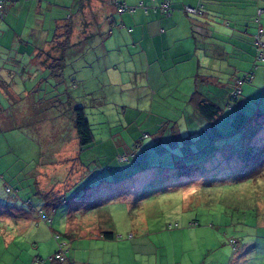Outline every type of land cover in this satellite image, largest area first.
<instances>
[{
  "label": "rangeland",
  "instance_id": "1",
  "mask_svg": "<svg viewBox=\"0 0 264 264\" xmlns=\"http://www.w3.org/2000/svg\"><path fill=\"white\" fill-rule=\"evenodd\" d=\"M32 1L37 8L20 7V11L15 3L23 0L5 7L10 29L3 36L0 32L3 78L14 74L3 64L12 61L16 46L25 52L31 68L34 64L27 51H33L35 45L49 49L44 42L49 12L57 7L63 10L64 21H74L75 28L65 47L63 93H52L54 82L41 83L31 101L35 113L28 120L19 119L27 117L20 112L25 99L15 101L12 94L17 88L12 79L0 81V197L4 205L0 264H34L35 258L54 264L59 260L48 258L64 240L67 255L76 252L87 264H264V160H255L257 150L264 145V59L255 60L254 40L255 34L261 33L264 42V12L257 15L258 9H264V0H170V14L156 9L162 0H120L129 8L123 12L109 8L108 0H88L84 8L79 7L83 0ZM194 4L200 8L199 13L184 9L196 7ZM13 5L16 8H10ZM176 12L185 22L180 25L182 38L173 41L162 20L178 26L181 21L177 23ZM100 17L103 23L99 26L95 20ZM198 23L205 24V31L194 27ZM59 31L62 35L63 30ZM7 32L16 34L13 44ZM164 51L192 53L200 91L223 107L212 126L200 120L194 129L186 128L190 96L181 109L170 103L171 92H180L184 84L179 87L174 73L166 69L172 63L163 64L171 61L164 59ZM147 66L149 80L144 74ZM251 70L253 78L244 82L241 95L227 104L225 95L235 77ZM15 78L21 81L17 73ZM194 86L192 89L197 88ZM73 102L84 106L93 132L90 145L75 149L81 166L88 169L73 163L67 168L53 165L60 154L57 147L77 139L67 109ZM47 104L52 105V113L61 116L60 131L56 129L57 117L50 120L53 127H40L37 113ZM178 113L174 125L192 141V153L191 146L169 141L157 130L163 125L168 132L172 121L165 120H174ZM244 118L251 131L254 128L250 123L256 121L252 125L256 128L257 144L253 145L257 150L242 142ZM142 132L149 135L142 139ZM216 136L221 137L207 144V150L196 151L199 144ZM210 144L220 154L214 158L216 163L207 167L202 158L212 150ZM242 144L249 149L241 151ZM232 147H237L234 152L249 157L251 164L241 160L236 161L235 169L227 168L226 161H220L221 155H228ZM121 154H129V160L119 162L117 156ZM212 154L207 155L209 162ZM191 155L199 162L197 173L184 181L176 172L174 179L169 178L166 173L170 169L159 166L163 162L186 166L194 159ZM151 166L157 167L149 169ZM46 168H56L57 177L69 173L67 203L46 206L45 194L35 192V176L47 174ZM51 181H55L53 177ZM46 194L51 199L52 193ZM16 204L27 211L43 209L52 222L18 214ZM78 224V229L86 224L90 229L78 231ZM38 225L45 228L42 235L47 241L36 247ZM67 228L74 235L69 236ZM103 230L113 232L114 237L105 238L100 233ZM48 241L52 246L45 244Z\"/></svg>",
  "mask_w": 264,
  "mask_h": 264
},
{
  "label": "crops",
  "instance_id": "2",
  "mask_svg": "<svg viewBox=\"0 0 264 264\" xmlns=\"http://www.w3.org/2000/svg\"><path fill=\"white\" fill-rule=\"evenodd\" d=\"M14 1H16V0H14ZM14 1H11L9 4H7V6H9L10 4L12 5ZM23 1H24L23 3H18V2L15 3V6H17L20 11H21V8L20 7H23V8L28 9V10L31 9V8H33V7L37 8L35 1H32V0H23ZM163 1L164 0H162V2ZM197 3H196V5H198ZM142 4L144 5L143 2H142ZM159 4L156 7V9L159 8ZM106 5L109 8H111L113 11H115L116 8L114 7V5L110 4L109 1L106 2ZM196 5L194 4V6H196ZM15 6L14 5L12 7L10 6V8H16ZM62 7H64V6H62ZM174 7L175 6H173V8ZM111 9H110V11H111ZM79 10H80V8H79ZM263 12H264V9H263ZM263 12L261 13V15L263 14ZM108 13H109V9H108ZM176 13L178 14L177 15V18H176L177 23H179L181 21L180 24H177L178 26H175V23L174 22L172 24H169V20L168 19L162 20V22L167 27L168 36L173 41H175L176 39L182 38L181 34H183V33L181 31V26L180 25L185 22V20L181 17V13H178V12H176ZM202 14H204V12H202L201 15ZM108 15L109 14H105L103 16L108 17ZM67 16H68V14H67ZM6 17H7V14L5 16L3 15V19H2V17L0 18V32L2 31V36L5 34V31L7 30V28L10 29V26L5 21ZM69 18H71V17H69ZM48 21H49L48 22V28L46 29L47 30L46 31V34H44L45 35L44 42H48V44L46 46L49 45L51 47L52 42L51 41L49 42V39L52 38L54 36V34H57L59 32V30H61V29L63 30L62 33H65L66 22L63 19V10H60L57 7L56 10H53L52 12H49ZM95 22L99 26H100V24L103 23V21L101 20V17L99 19H96ZM198 26L203 31H205V24H200V23L194 24V27L199 28ZM74 28H75V26H73V29ZM160 29L162 30L163 27H160L159 30ZM8 32H7V36L8 37H11V40L10 41L13 44L14 43V37H15L16 34H13L11 32V35H9ZM72 33H73V31H72ZM170 33L172 34V36H170ZM178 33H180V34L178 35ZM20 40H21V37H20ZM2 46H3L2 43H0V49H1ZM37 48L38 47L35 45L33 51H27V53L29 55L28 57L31 60V63L34 64L32 66V68H31V66L29 67L27 65V63H26L28 59H25V55H26V54H24L25 52L24 51H20L21 48L19 49L18 46H16L17 51H15V53H14L15 55L12 58V61L6 60L5 61L6 64H3V65H5L4 67H6L7 69L12 68V73H14V74H12V76L5 77V78H7L9 80L12 79L11 81L15 84V86L13 85V87L14 88L15 87L17 88V93L14 92L12 94L13 97L15 98V101H21L22 102L23 99H25V101H26V103H25V101H23V103L21 104V111L20 112L23 115H26L27 114V117L22 118V117L19 116V119L28 120L30 118V115L35 113L30 108L32 106L31 105V101H33L34 92L35 91H39V89H41V88H38L39 86H41V83H45L46 84V83H49V82H54V85H52V87L55 90L52 93H55V92H58V91L60 93V91H61L60 94H62L63 93V91L61 89L62 88V85H63V87H65L64 86V82L66 81V79L63 78V69H65V67L67 65V59L65 58L66 51H36ZM44 50H46V49L44 48ZM47 52H48L49 56H48ZM138 52L139 51H136L135 53H138ZM144 52L147 55V51H144ZM166 53H168V54H166ZM46 54H47V57H46ZM0 55H2V51H0ZM20 55L22 56L21 59H20ZM162 55H164L163 56L164 59H168V58L171 59V61L165 60L163 64L166 66L168 63H172V67H170V68L166 67V69L167 70H170L172 72V74L174 73V76L176 77L177 82H178L177 83L178 86L181 87V85L184 84V87L182 88V90L180 92L179 91H176V94H174V92H171V95H170L171 98H172L171 101H170V103H173V106H174V104L178 105L177 109H181L182 105H185V103H186V98L189 97V96H191L192 92L195 90L194 88L192 89L193 83L195 85L194 87H197L200 90L199 84H197V77L196 78L194 77V72H193L194 71V68H195V61L193 59L194 57H192V53H190V51H164L162 53ZM58 56H61L63 58L62 59H59ZM33 57H35V58H33ZM1 59L2 58H0V62H1ZM43 60H45V62L47 64H51V61L50 60H53V61L57 62L56 64H58V65L54 66L55 69L57 70V71H55V73L58 72L59 69H60V70H62L61 71V75H59V74L58 75H52L50 69L43 66V64H42V61ZM63 60H64V62L66 61L65 62V67H64V62L62 63ZM62 64H63V68L61 69ZM146 68H147V70H146V73H145L144 70ZM146 68L142 69V72H144L145 76L149 80V77L147 76L148 66ZM16 73H17L19 79L21 78L20 79L21 81H19V80H17L15 78ZM51 75L54 76V77L51 78ZM5 78H3L2 76H0V81L5 80ZM15 79H16V82L17 83L14 81ZM1 87H2V85H0V96H3ZM167 96L169 97L168 94H167ZM44 97L47 98L46 97V94H45ZM55 97H57V96H55ZM187 100H188V102L191 105V107H190L191 110H189L188 111L189 113L185 116V118H187V122H188V123H186V128H188V129H194L196 127V126H194V124H196L198 121L204 120V119H202L196 113L195 106L189 101L188 98H187ZM54 105H57V102H55ZM76 105H80V104H77L75 102L71 103L70 106H69V108H67L68 111L69 110L71 111L72 106L74 107ZM185 108H186V106H185ZM69 115H70V118L72 119V115L71 114H69ZM178 115H179V113L173 116L174 117V120L171 119V118H168L165 121L170 120L174 124H177V121H178L177 119L180 117ZM37 116L39 118L38 121L40 122V127H43V126L53 127V125L50 124V120L53 117H57L59 123L56 125V127H57L56 129L58 131H60L59 130V128H60L59 126H61V124H60V117L61 116H60L59 113H52V105L51 104L45 105L43 107V110L42 111H38ZM185 118H184V120H185ZM45 132H46V130H45ZM72 132L73 133H72L71 136L74 137L76 131L74 132L72 130ZM76 138H77V134H76ZM61 146L62 147H60V146L57 147V152L56 153H60V154L58 155V158H56L53 161V165L54 164H60V165L63 166L62 168H67L71 163H73V166H75V167L77 166L79 168L88 169V167L86 168L85 165L84 166L83 165L81 166V161L78 158L77 152L75 150L77 148V146L79 147L78 138L77 139H74L73 138L71 142L68 140V141H66L65 144H63ZM79 149H81V148L79 147ZM68 151H70V153ZM64 152H67V154L64 155V156H61L62 153H64ZM121 155H123V154H121ZM61 158L64 159V160H61ZM67 160H71V161L70 162L69 161L66 162ZM62 162H64V164H61ZM119 162H126V161H119ZM44 163H46V162H44ZM53 165H50V166L47 165V166L50 168ZM40 169H43L44 170V167H42ZM118 170H120V168ZM55 171H56V168H51L50 170L46 168L47 174L46 173H43V174H38L37 176H35V188L34 189H35V192L36 193H39L41 195L50 192V193H52V194H54L56 196L62 197L61 204H64V203H67L65 194L69 190V185L67 183V179H69V177H68L69 173L65 172L61 177H57L56 175L58 173H55ZM59 172H60V174L63 173L61 170H59ZM115 172H117V171L115 170ZM52 177L55 180L54 182L51 181V178ZM37 205H40V204H37ZM14 206H15L18 214H23V215L26 214V213L27 214H31V217H33V219L39 218L38 217L39 216L38 215L39 214L38 212L40 210H43V209H39V210L32 209V210L27 211L26 209H24L22 207H18L17 204L14 205ZM48 210L51 211L52 209H49L48 208ZM2 211H4V205H3V199L0 197V222L3 223L4 215H3V212ZM51 222H52V218H51ZM74 223L77 224L76 219L74 220ZM39 225L36 227L38 229V232L40 233V237H36L35 238L36 241H37V243L35 244L36 247H38L39 245H42L45 241H47L46 238L42 235V232H44L45 228L42 229V228H40ZM76 226H77V229H78L79 224L76 225ZM76 226H75V228H76ZM1 228H3V224L0 225V229ZM83 228L84 229H90V226H89V224H86V225H83ZM83 228L78 229V231L79 230H84ZM77 229H75V231ZM103 231H100V233H102ZM66 233L70 236L73 232L69 231V229L67 228ZM73 235H74V233H73ZM98 239H103V238H99L98 237ZM40 242H42V243L40 244ZM65 242L67 243V241H65ZM45 244L50 245V242L48 241ZM50 246H52V245H50ZM66 254H67V251H66ZM67 257L72 262H74L75 264H83V263H86V262H83L82 259H80V258H78L76 256V252L73 253L72 255H69V256L67 255ZM242 263L245 264L244 262H242Z\"/></svg>",
  "mask_w": 264,
  "mask_h": 264
},
{
  "label": "trees",
  "instance_id": "3",
  "mask_svg": "<svg viewBox=\"0 0 264 264\" xmlns=\"http://www.w3.org/2000/svg\"><path fill=\"white\" fill-rule=\"evenodd\" d=\"M87 1L88 0L81 1L79 7L80 8H84V6L87 5ZM199 10H200V8H199ZM257 15H258V13H257ZM73 26H74V21H69L68 20L66 22V26H65V33H62V35H59V33H60V31H59L57 34H54V36L52 38L49 39V42L50 41L52 42V45H51V47L49 46V49L44 50V48L38 47L36 51H50V50L54 51L55 49L57 51H65V47H66V45H68V39H69V37H70V35L72 34V31H73ZM56 43H59L58 44V48H55V44ZM256 48H257V44H256ZM256 51H257V49H256ZM47 54H48V52H47ZM47 54H46V57H47ZM48 56H49V54H48ZM257 56H258V51L256 52L255 60H259V59H257ZM58 58L62 59L63 57L58 56ZM50 61H51V64H47L45 62V60H43L42 61L43 66L46 67V68H49L51 73H52V75H58V74L61 75V71L62 70H60V69H59L58 72L55 73V71H57V70L55 69L54 66L58 65V64H56L57 62H55L53 60H50ZM62 62H64V61H62ZM254 66H256V65H254ZM62 68H63V64H62L61 69ZM246 74L251 75L252 78H253V70L249 71ZM237 77H239V76H236L235 78H237ZM251 79H247L246 81L251 80ZM233 85H234V83H233ZM232 89H233V86H232ZM241 93H242V89H241V92L239 94H237L235 97H233V96H231L230 92H228L227 96L225 95V97L227 98V104H229L231 101H235L241 95ZM189 101L195 106L196 113L202 119H204L206 122H208V124H210V126L213 125V123L218 119V117L221 115V112L223 111V107L216 100H213L211 97H209V96H207L205 94H202V92L199 89H195L192 92ZM69 114L72 115L73 128L75 129L76 134H77L79 147L81 149L87 147L88 145H90L93 142L94 137H93V132H92V129H91V124L89 122V119L87 118L84 106H82V105H76L74 107L72 106L71 111L69 110ZM261 115H262L261 113L258 114V117H260ZM246 120L247 119H245V118L242 120V129L244 128L243 132H245L244 133L245 135H243V137H242V142L250 144L253 149L257 150V147H256L257 142H255V141H257L256 128H255V125H252L256 121L250 123V126L252 128H254V130L251 131V130L248 129V125L249 124L246 125V123H247ZM165 122H167V121H165ZM169 127L171 129L168 132L166 131V128L163 125L159 126L157 128V130L159 132H161L162 136H166V137L168 136L169 137V141H172V140L176 141V142L182 141L184 143L185 147L187 145L191 146L192 141H190L189 138H186V136L183 135L181 130L177 129L175 127L173 122H172V124ZM148 135H149V133H148ZM140 137H141V135H140ZM219 137H221V136H216V137H213L211 139H208V143H207V141L206 142L203 141L202 145L199 144L197 146L196 151L207 150V144L214 142V140L216 138H219ZM142 139H144V138H142ZM240 143H241V141H240ZM254 143H256L255 146L253 145ZM210 145L212 146V150H210V153L204 154L203 158H202V162L205 163L204 165H207V167H212L216 163L214 158L216 157L217 154H220L218 152L217 147H214L213 144H210ZM135 146H138L137 143L135 144ZM173 146H174V144H173ZM242 146L244 148L243 149L240 148L241 151H243L245 149H249V147H247V145H243L242 144ZM190 148H192V150H190L189 153H192L193 147L191 146ZM235 149H237V147L236 148L232 147V151L231 152H227L228 155H221L222 160H220V161H226V163L228 164L227 168L235 169L236 168V161H241V160L242 161L244 160V162H246L245 160H247V164L246 165L251 164L250 162H252V161H249L250 159L248 160L249 157H245V156L241 155L242 153L234 152ZM259 149L260 150L259 151L257 150V153L255 154V155L258 154V158L257 157L255 158V160H257V161L264 160V158H262V156L264 157V145L262 147H260ZM213 152L215 154H212L211 162H209L210 159H209V157H207V155H209V154H211ZM183 153H185V152H183ZM123 155H126L127 158L125 160H120V161H128L129 160V154H123ZM183 158H185V157H183ZM193 158L194 159L191 162H189L188 164H185L186 166H183L180 162H174V163L168 164V165H166L163 162V164H160L159 166L164 168V169H170V171H168L166 173V176H169V178H173L174 179L175 178L174 174L176 172L178 174V176H179V179L184 181V180H186L188 178L189 175L193 176V175H195V173H197L196 164H198L199 162L196 161V157H193ZM233 158L235 159V161L231 162L230 160H232ZM227 161H229V162H227ZM152 167L155 168L157 166H151L149 169H152ZM180 168H187V169H189V171L188 172L180 171L179 170ZM205 172H207V168L202 170V173H205ZM151 174H152V171H151ZM175 181H177V180H175ZM49 194H50V192H49ZM44 197H45L46 206H49L48 204H52L54 206V204H58V203L62 202V197L56 196L54 194H52L51 199H48V197H50L48 194H45ZM102 236H104L105 238H113L114 237V233L111 232V231L106 230V231L102 232ZM230 242H232L234 244L236 243V241L234 242V240L232 238L230 239ZM54 264H75V263L72 262L68 258V262L67 263L66 262L63 263V262L59 261V262H56Z\"/></svg>",
  "mask_w": 264,
  "mask_h": 264
},
{
  "label": "built area",
  "instance_id": "4",
  "mask_svg": "<svg viewBox=\"0 0 264 264\" xmlns=\"http://www.w3.org/2000/svg\"><path fill=\"white\" fill-rule=\"evenodd\" d=\"M11 1L14 0H0V17H2L4 15V10L5 7L7 6V4H9ZM109 3H111L112 5H114V7L116 8V10H118L119 12H123L124 10H129V8L120 0H108ZM142 5V4H141ZM159 8L162 11H165L167 14H170L172 11V7H171V2L170 0H164L163 2H161L159 4ZM134 9V8H132ZM185 10L187 12H191V13H199V7H191V6H185ZM263 12V9H258V16L261 15V13ZM262 34L261 33H256L255 34V43L257 44V51H258V56L257 59L259 60H263L264 59V42L262 41ZM252 76L249 74L243 75V76H239L237 78H235L234 80V85H233V89L230 91L231 96L235 97L237 94H239L241 92L242 89V85L243 83L247 80V79H251ZM148 133L147 132H143L141 134L140 138H145L147 137ZM118 158L120 160H125L127 158L126 155H121L118 156ZM39 216L45 220L48 224L51 223V218L49 217V215H47L44 210H40L38 212ZM59 235H56L55 238H58ZM131 236V234H130ZM58 250L52 254L48 259L52 260V259H56L59 260L61 262H68V258H67V254H66V246L67 243L65 241L62 242H58ZM34 264H46V260L42 259V258H35Z\"/></svg>",
  "mask_w": 264,
  "mask_h": 264
}]
</instances>
